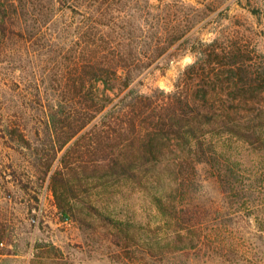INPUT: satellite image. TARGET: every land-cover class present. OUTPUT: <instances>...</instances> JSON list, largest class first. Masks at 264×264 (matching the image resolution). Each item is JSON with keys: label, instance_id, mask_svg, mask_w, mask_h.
<instances>
[{"label": "rangeland", "instance_id": "374dc122", "mask_svg": "<svg viewBox=\"0 0 264 264\" xmlns=\"http://www.w3.org/2000/svg\"><path fill=\"white\" fill-rule=\"evenodd\" d=\"M1 1L10 17L11 37L7 52L0 55V264H264V232L246 213L224 203L205 165L198 166L201 185L187 190H176L182 179L168 166L169 170H163L170 175L164 177L169 188L164 194L140 176L141 180H116L101 167L94 170V163L106 156L100 151L114 150L125 158L133 149L121 147L120 139L105 138L106 130L100 137L87 136L82 147L76 148L73 159L85 162L82 169L71 167L63 181L58 177L57 185L68 189L72 199L71 210L62 213L50 176L66 148L55 156L41 123L44 115L34 104L37 86L43 98L47 93L56 102H66L69 111L79 112L73 91L62 89V46L68 35L61 22L73 17L79 24L86 13L105 8H110L109 16L120 18L126 32L156 36L167 45L185 33L164 53L148 59L153 69L136 79L135 88L169 92L176 84L186 83L185 92L198 93L202 79L190 77L188 82L183 73L201 57L199 50H205L204 84L209 93L221 94L220 81L228 79L231 65L264 62V0H78L92 7H80V14L64 11L67 17L62 16L65 4L61 0L52 23L43 24L38 34L30 14L31 0ZM35 2L47 7L46 1ZM177 29L179 33L166 37ZM153 41L149 38L144 45ZM247 96L259 103L247 107L250 121L246 124L263 126L264 131V112L253 109L264 104V94L253 91ZM239 114L245 116L244 109ZM6 128L13 130L17 141L3 137L10 131ZM229 135L221 134L232 158L245 163L248 170L256 162L264 163L262 144L242 143L238 141L242 137ZM180 145L175 142L158 160H180ZM48 163H52L49 170Z\"/></svg>", "mask_w": 264, "mask_h": 264}, {"label": "trees", "instance_id": "16d2710c", "mask_svg": "<svg viewBox=\"0 0 264 264\" xmlns=\"http://www.w3.org/2000/svg\"><path fill=\"white\" fill-rule=\"evenodd\" d=\"M31 1L33 10L30 14L35 34H38L43 24L52 23L55 8L59 9L57 5L62 1L43 0L47 2L46 8L36 0ZM63 1V17H67L64 11L80 14V7L85 10L92 7V3L84 4L78 0ZM4 3L0 0V55L7 52V43L11 37L8 32L11 29L10 17ZM109 13H112L110 8H105L91 15L86 13L79 24L74 23L73 17H67L61 22L63 33L68 35V40L62 46L65 54L62 89L73 91L79 112L69 111L66 102H56L47 93L43 98L38 87L35 88L34 104H38V109L44 115L41 123L45 126L46 137L52 142L55 156L66 148L50 176L58 209L68 213L72 200L66 193L68 189L57 185L58 177L63 179L72 170L71 167L82 169L85 162L79 160L76 163L73 159L76 148L82 147L87 136L100 137L106 130L105 138L116 142L120 139L121 147L133 149L130 150V157L125 158L114 150L100 151L106 156L94 163V170L101 167L116 180L143 178L158 193L164 194V190L169 189L164 183V177L165 174L170 175L163 170H169L168 166H173L174 172L182 179L176 190H187L201 185L198 166L205 165L225 197L224 203L236 212L246 213V217L252 219L257 228L264 232V163L256 162L248 170L249 166L229 155L222 141L224 136H221L228 133L229 136L242 137L244 140L238 139L242 143L249 141L264 146L263 126L249 127L246 124L250 121L247 119V107L259 103L258 99L247 96V93L256 91L259 96L264 94V62L258 66L244 62L231 65L228 68V79L221 80L219 84L223 93L213 94L209 93L203 80L208 70L203 64L206 52L199 50L201 57H197L183 73V78L188 82L190 77L192 80L195 77L202 79V88L197 90L198 93L185 92L186 83L176 84L169 92L160 88L151 93L142 92L133 83L143 72L153 69L148 59L164 53L185 33L180 32L167 45L154 39L156 36L126 32L122 29L120 18L111 17ZM179 31L177 29L165 35L169 38ZM149 38L154 41L144 45ZM198 42L204 45L200 40ZM227 90L245 93L232 96ZM241 109H244L243 117L239 114ZM253 109L259 114L263 113L264 104L260 103ZM8 130L3 137L17 141L13 130L6 128ZM215 131H220L217 133L219 137H216ZM20 137L30 147L29 140L22 134ZM73 139L72 144H69ZM175 142L182 144L180 160H158V155H163ZM136 143L137 148H134ZM261 150L264 151V147ZM51 167L52 163H48L47 170ZM84 168L89 169L90 166ZM151 177L157 182L154 183Z\"/></svg>", "mask_w": 264, "mask_h": 264}]
</instances>
